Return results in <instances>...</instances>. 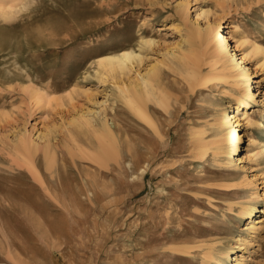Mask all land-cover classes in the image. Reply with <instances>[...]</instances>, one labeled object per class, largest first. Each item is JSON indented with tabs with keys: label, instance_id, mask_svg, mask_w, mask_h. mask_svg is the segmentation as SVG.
Returning <instances> with one entry per match:
<instances>
[{
	"label": "rangeland",
	"instance_id": "1",
	"mask_svg": "<svg viewBox=\"0 0 264 264\" xmlns=\"http://www.w3.org/2000/svg\"><path fill=\"white\" fill-rule=\"evenodd\" d=\"M0 5L18 10L11 20L0 17V264H207L209 250L221 251L222 264H264V221L250 232L240 214L242 205L264 208V53L244 62L255 85L245 114L237 112L239 82L210 73L207 86L191 90L171 69L175 52L199 62V77L219 70L212 39L197 34L207 22L222 24L238 57L253 44L264 50V0ZM124 49L142 56L131 70L98 66ZM154 64L164 81L182 82L162 86L169 107L150 102L146 122L118 87ZM223 111L236 114L242 135L234 163L226 162ZM49 144L55 170L43 164ZM181 246L185 252L173 250ZM226 250L236 260L224 258Z\"/></svg>",
	"mask_w": 264,
	"mask_h": 264
},
{
	"label": "bare ground",
	"instance_id": "2",
	"mask_svg": "<svg viewBox=\"0 0 264 264\" xmlns=\"http://www.w3.org/2000/svg\"><path fill=\"white\" fill-rule=\"evenodd\" d=\"M179 7L182 9L183 5H180ZM23 8H24V4H23ZM8 9H9V7L0 5V17L4 20H7V19L11 20V18H14L12 16H15L14 15L15 11L16 12L18 11V10L12 11V10H8ZM221 25L222 24L219 22L215 23V24L207 22L206 26L204 28H202V29L200 28V30L198 29V31H197L198 36L202 39V41L204 43L207 44L208 39L209 38L212 39L211 41H212V45H214V49H213V53L211 54V61H213V65H216L219 62L220 68L218 71H217L216 66H215L212 70L208 71V74L206 76L199 77V76H201V74L199 75L198 70H197L198 68L196 67V66H198L199 62L195 58H193V57L188 58L189 55L187 56V58H183L184 54L182 56H180V55H178L180 53L176 54L175 52H171V58H173L174 60H177V61L173 67L172 66H170V67H172L171 69L176 70V71H174L175 73L178 72V74L182 76L181 80L184 83L179 80V78H180L179 76H178L179 78H174L171 80L166 78V80L164 81V79H162L161 75L163 77H165L164 76L165 74L163 73L164 74L163 75L161 73V75H160L157 64L152 65L150 68H148L145 71V73H140L138 71L136 74V77H134L127 84H122L121 85L122 87H118V90L120 92V96H121V98L124 99V102L127 104L130 111H132V113L135 116H137L140 119L148 122L150 120L148 118L147 109L149 108L150 102H153V103L157 104L158 106H161L163 109H168V107H169V103H168L167 95H166L167 93L164 92L165 86H177L176 85L177 82L180 81V83L182 82V84H179V86H189V89L193 90L197 86H207L209 81L212 78H214L213 75H209V74L213 73V74L218 75L219 77L231 79V81H233L234 83L239 82V88L236 89L235 91L239 92L240 98H242L243 100L241 101L239 106H237V108H238L237 112L242 111L243 114H245V112L247 111V108L251 107L254 104V100H255L254 87H255V85H253V81L250 77V74H251L250 68L244 62L246 61V59H248V57H250V58L254 57L255 54H257L259 52L264 53V50L259 45L253 44L249 52H247L244 56L238 57L236 51H234L232 49V47L229 46L227 38H226L225 34L223 33V30L221 29ZM152 42H153V40L149 39V40L144 41V44L148 45L150 47ZM141 60H142V56L139 52H137L135 50H131V49L130 50L124 49L121 52H118L115 54H107V55L100 57L98 59L97 63H98V66H101L105 71H107L109 73L110 72L111 73L118 72L116 74H119V73L123 74V73H125V70L129 69V67H130L129 64H131L133 66L134 63H136L137 61L141 62ZM262 66H264V59L262 61ZM130 70H131V67H130ZM168 73H170V72H167V74ZM173 75H175V74L173 73ZM167 77H169V76H167ZM174 83H175V85H174ZM162 86H164V88ZM224 112L225 111H223L220 114L219 118L222 119V121H221L222 123H220V124L222 127H225L227 124L229 125L228 126L229 127L228 138H229L230 144H231V148L227 153L228 157H227L226 162L234 163L237 160L236 158H234V154L237 150V145H238V142L240 141L242 135L240 132L237 131L238 129H236V126L238 125V122H239V121H237L236 114H231L230 116L229 115L227 116L226 114H223ZM89 119H92V118H88V120ZM232 119H234V120L232 121ZM100 122L102 124L101 130L103 133L104 140H105V138L107 140V141L105 140L106 142L105 141L104 142L108 143L109 140L110 141L113 140V139L108 140V137L110 138V136H111L112 130H110L109 125H107L108 124L107 120L101 119ZM233 122H235V125H233ZM100 125H98V126H100ZM101 139H102V137H101ZM30 143H31V145H34L33 141H30ZM20 145H23L24 147H26V145H24L23 142H22V144L20 143ZM49 146H50V144L47 146L48 148L47 149L45 148V150L43 152L45 154L44 155L45 160L43 159V161H44L43 164L45 165V167L47 169L51 170V169H54V166L56 167V165H55L56 163L54 164V161H56V160H54L55 155L50 153L51 151L50 152L48 151ZM97 146H99L98 151L100 152V156L103 159L105 157V145H104V143H102V144H97ZM113 148H116V147H113ZM34 149H36V148H34ZM51 149H52V146H51ZM69 151H68V153H69ZM98 151H97V153H98ZM261 151H264V143L261 145ZM31 152L34 153V150H32ZM110 153H112V152H110ZM114 153H113V155H115ZM108 155H106V156L109 158L110 156H108ZM113 155L110 158H113ZM97 162L99 163V161H97ZM18 173H19V171H18ZM38 173L39 172H37V171H34V172L32 171V175H34L35 179L39 178L40 174L38 175ZM39 179H40V181H43L41 177ZM40 183H42V182H40ZM7 188H9V187H7ZM5 189H6V187H5ZM7 191H9V189H7ZM46 191H48V190H46ZM3 192L4 191H1L0 193H3ZM16 192H17V190H16ZM51 195H52V193H51ZM30 197H32V196L30 195ZM2 198H3V196H2ZM53 198H55V197H53ZM15 209L17 211V208H15ZM255 212H261V213L259 215L255 216ZM240 214L249 219V221L246 224V228L250 229V232L257 231L258 223H262L264 221V217H263L264 215H262V214H264V208H261V209L259 208L257 211L255 206L246 204V205L241 206ZM28 221L31 222L32 219H30ZM35 221H36V219H35ZM240 240H241V238L239 237V241ZM173 250H176L178 252H185V250L183 249V246L176 247ZM226 251L224 252V255H225L224 258H226L228 260H236L235 257L232 256V253H231V251L233 252L232 249H231V251H228V250H226ZM212 252L213 251H210V250L206 252V254H207L206 255V260H207L206 263L207 264H222V260H221L222 258H220V256L218 255V254H220L221 251L217 252L218 254H214Z\"/></svg>",
	"mask_w": 264,
	"mask_h": 264
}]
</instances>
